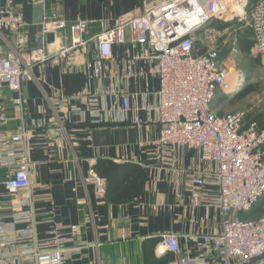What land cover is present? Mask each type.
<instances>
[{"label":"crops","instance_id":"0c3cea01","mask_svg":"<svg viewBox=\"0 0 264 264\" xmlns=\"http://www.w3.org/2000/svg\"><path fill=\"white\" fill-rule=\"evenodd\" d=\"M158 1L161 0H20L19 7L30 23L25 31L26 51L40 45L42 19L55 6L61 8L62 18L69 23L99 21L89 30L88 39L94 40L103 31L101 22L113 28L120 19L137 15L145 3ZM248 1L250 6L258 2ZM5 34L10 36L8 32ZM57 38L71 44L68 32ZM134 51L128 45L115 47L111 60L95 62L91 70H86L85 64L98 57L95 48L87 56L77 52L76 60L54 59L36 67L35 79L25 83L20 92L1 90L0 115L5 114L8 120L5 126H0V138L14 147L15 153L29 149L30 160L36 165L32 203L21 206V211L14 210L18 197L5 186L8 170H0V218L11 228L4 239L3 264H176L179 258L189 255L202 258L199 263L206 264V258L207 264H225L223 257L205 256L198 246L202 236L223 230L217 184L207 180L196 195L187 186L175 184L177 167L213 171L216 165L204 163L199 151L188 149L168 148L172 155L163 162L157 142L161 126L154 120L148 121L149 115L144 110H140L139 116L145 125L137 128L132 124H92L82 114L86 104L76 101L56 106L57 102L94 92L102 97V106L107 108V103H119L116 98L106 100V97L111 88L121 85L130 94H136L132 100L138 101L140 108L144 102L155 103L159 84L147 64H139L138 75L123 82L125 59ZM105 65L107 78L91 79L92 75L105 71ZM121 79L122 83H115ZM243 79L232 85L235 91L241 90ZM235 91L218 90L213 108L219 115H225L222 102L229 101ZM15 99H21V105L14 104ZM24 132H28L27 140L13 146L12 138ZM0 148L4 155L9 152L1 141ZM7 159L0 155V162ZM114 165H135L147 175L138 194L136 187H140L141 180L136 176L129 183H122L124 178L118 181ZM97 169L102 176L96 173ZM91 172L105 180L102 196L91 181ZM104 175L115 178L110 183ZM20 212L28 216L24 217V213L22 219L16 220ZM263 215L264 202H261L245 217L258 219ZM72 226L79 227L78 234L71 231ZM56 228H61L66 255L54 247L51 232ZM170 233L178 236L179 254L162 246V236Z\"/></svg>","mask_w":264,"mask_h":264},{"label":"built area","instance_id":"2783aa9c","mask_svg":"<svg viewBox=\"0 0 264 264\" xmlns=\"http://www.w3.org/2000/svg\"><path fill=\"white\" fill-rule=\"evenodd\" d=\"M19 1L0 0V94L4 85L11 92H20L25 83L35 79V68L51 60H76L75 53L87 56L95 48L98 57L85 64L86 70H91L95 62L111 60L115 47L132 46L135 51L125 59L123 82L138 75L136 68L139 64H147L159 84L154 94L155 103L144 102L140 108V103L132 100L136 99V94H130L121 85L120 88H111V94L106 97V100L118 99V106L107 103L104 108L102 97L94 92L57 102L56 106L76 101L86 104L82 114L92 124H132L137 128L145 125L139 116L140 110L146 111L148 121L154 120L161 126L157 142L163 152V162L172 155L169 149H188L199 151L204 163L216 165L213 171H188L181 167L174 170L175 184L187 186L194 195L200 194L207 180H214L219 188L223 230L219 234L202 236L199 250L205 256L217 254L223 257L225 264H249L263 256L264 215L258 219H249L245 215L264 201V128L257 122L246 123L245 113L219 115L213 108L218 90L228 88L229 72L219 51L199 53L196 38L207 33L214 21L231 24L246 20L254 35L252 53L264 61V0L251 6L248 0L145 3L137 15L120 19L113 28H107L101 22L103 31L94 40L88 39L89 30L99 21L69 23L62 18L61 8L55 6L42 19L40 45L30 51H26L28 40L25 33L30 23L25 19ZM66 32L71 44H64L57 38ZM51 34L54 40L49 42ZM65 39L68 40V36L65 35ZM104 70L100 75H92L91 79L107 78V65ZM115 83H122V79ZM21 103V99L14 100L16 105ZM7 120L2 113L0 126H5ZM27 135L28 132H24L14 136L12 145L26 141ZM0 141L9 151L4 155L0 148V155L8 158L5 163L0 162V170H8L5 186L18 197L14 210L21 211V206L32 203L36 165L30 160L29 149L15 153L8 142L3 138ZM91 181L96 183L98 194L102 196L105 180L91 172ZM24 213L20 212L16 220L22 219ZM10 230L0 218V264L4 263L2 249ZM71 231L78 234L80 229L72 226ZM51 234L55 249L62 255L68 254L62 246L61 228L54 229ZM162 246L175 254L181 252L178 236L173 233L162 236ZM200 260L202 258L189 255L179 258L176 264H203L199 263ZM253 264H264V258Z\"/></svg>","mask_w":264,"mask_h":264},{"label":"rangeland","instance_id":"374dc122","mask_svg":"<svg viewBox=\"0 0 264 264\" xmlns=\"http://www.w3.org/2000/svg\"><path fill=\"white\" fill-rule=\"evenodd\" d=\"M232 26L234 27L230 28ZM230 27L219 30L212 25L208 28L207 33L197 36V49H205V51H221L225 47L230 49L228 56L222 59L230 73L227 86L228 88L232 87L233 84H236L237 79L242 78H244V85L241 90L231 94L229 101L225 99L222 102L224 114L245 112L246 123L257 122L264 127V62L262 63L259 56L251 52L245 54L239 49L242 38L254 41L253 32L248 28L247 21L234 22ZM248 88H251V91L243 95ZM221 92L225 94L223 91ZM260 211L263 212L261 207Z\"/></svg>","mask_w":264,"mask_h":264},{"label":"trees","instance_id":"16d2710c","mask_svg":"<svg viewBox=\"0 0 264 264\" xmlns=\"http://www.w3.org/2000/svg\"><path fill=\"white\" fill-rule=\"evenodd\" d=\"M212 25L217 27L219 30H225V29H228L232 25V23L230 24V23H224V22H220V21H214ZM254 43L255 42L252 41V40H248V39L242 38V40L240 41L239 49L243 53L249 54L251 52V49H252ZM198 51H199V53H203V52H205V49H201V50H198ZM229 51H230V49L227 48V47H225L221 51H219L220 59L222 60V59L226 58L228 56V54H229ZM250 91H251V88H248L243 93V95L248 93V92H250ZM260 127L263 128L261 125H260ZM113 168H114L113 171L118 172V176H117V180L118 181L122 180L123 178L125 179V180H123L122 183H129L130 181H128V180L134 179L136 176H137L136 177L137 180H141L140 187L139 186L136 187V194H138L141 191L143 185H145V183H146V181L148 179L147 175L144 172H142V171L140 172L139 167L135 166V165H132V166H117V165H114ZM96 173L101 175V172L98 169L96 170ZM103 177L107 180V182H110V183L113 181L111 178H115V177L110 176V175H104ZM107 190H108V188H107Z\"/></svg>","mask_w":264,"mask_h":264},{"label":"water","instance_id":"95a60500","mask_svg":"<svg viewBox=\"0 0 264 264\" xmlns=\"http://www.w3.org/2000/svg\"><path fill=\"white\" fill-rule=\"evenodd\" d=\"M54 40V35H49V37H48V41L49 42H52ZM3 88L4 89H8L7 88V85H4L3 86ZM264 258V255L263 256H261V257H258V258H255V259H253V260H251V262L249 263V264H253V263H255V262H257V261H259V260H261V259H263Z\"/></svg>","mask_w":264,"mask_h":264},{"label":"bare ground","instance_id":"6f19581e","mask_svg":"<svg viewBox=\"0 0 264 264\" xmlns=\"http://www.w3.org/2000/svg\"><path fill=\"white\" fill-rule=\"evenodd\" d=\"M236 90V88L235 87H230V88H228V92H233V91H235Z\"/></svg>","mask_w":264,"mask_h":264}]
</instances>
